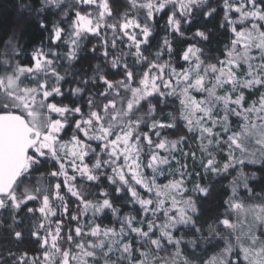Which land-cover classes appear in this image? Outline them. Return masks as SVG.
Here are the masks:
<instances>
[{"label":"snow or ice","instance_id":"1","mask_svg":"<svg viewBox=\"0 0 264 264\" xmlns=\"http://www.w3.org/2000/svg\"><path fill=\"white\" fill-rule=\"evenodd\" d=\"M10 32L0 264H264V0H27Z\"/></svg>","mask_w":264,"mask_h":264},{"label":"trees","instance_id":"2","mask_svg":"<svg viewBox=\"0 0 264 264\" xmlns=\"http://www.w3.org/2000/svg\"><path fill=\"white\" fill-rule=\"evenodd\" d=\"M27 0H0V30L8 31L11 34V28L15 27L18 17V6L26 3ZM28 33L30 38L35 39L39 36L36 28L29 27ZM7 39V37H4ZM259 190V189H257ZM7 223H11L10 220ZM15 251V249H13Z\"/></svg>","mask_w":264,"mask_h":264},{"label":"clouds","instance_id":"3","mask_svg":"<svg viewBox=\"0 0 264 264\" xmlns=\"http://www.w3.org/2000/svg\"><path fill=\"white\" fill-rule=\"evenodd\" d=\"M65 3L70 6L71 4L74 3V0H65ZM160 28H161V30L164 28L163 22L161 23ZM36 39H39V36L36 37L35 39L30 40L29 42L30 43L35 42ZM96 63H99V61H96ZM113 71H115V69H113ZM92 83L93 84H99L100 81L93 79ZM84 98H85V100H88L89 98H92L94 100L98 99L97 94H96V90L95 89L89 90L86 94H84ZM0 102H3L2 98H0ZM39 159H42V158H38V166H39Z\"/></svg>","mask_w":264,"mask_h":264}]
</instances>
